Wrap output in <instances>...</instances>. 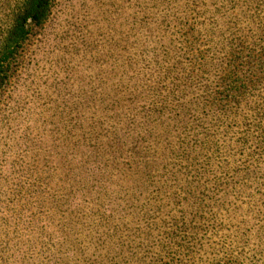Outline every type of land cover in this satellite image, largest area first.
Here are the masks:
<instances>
[{"label": "rangeland", "instance_id": "obj_1", "mask_svg": "<svg viewBox=\"0 0 264 264\" xmlns=\"http://www.w3.org/2000/svg\"><path fill=\"white\" fill-rule=\"evenodd\" d=\"M20 1L0 0V45ZM152 5L50 0L9 59L0 83V264H264V209L234 202L232 221L198 239L184 181L125 185L103 151V89L125 90L117 55L131 50L141 16L152 28ZM219 193L200 197L198 209L216 210Z\"/></svg>", "mask_w": 264, "mask_h": 264}, {"label": "trees", "instance_id": "obj_2", "mask_svg": "<svg viewBox=\"0 0 264 264\" xmlns=\"http://www.w3.org/2000/svg\"><path fill=\"white\" fill-rule=\"evenodd\" d=\"M49 4L21 0L12 10L0 83ZM152 10V28L141 16L131 50L117 55L125 90L103 89V151L125 185L184 181L199 239L232 221L234 202L264 209V0H153ZM218 192L216 210L198 209L200 197Z\"/></svg>", "mask_w": 264, "mask_h": 264}]
</instances>
